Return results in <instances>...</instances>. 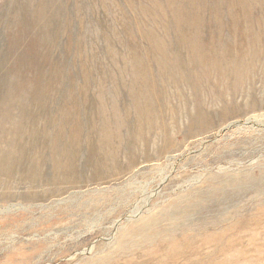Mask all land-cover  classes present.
<instances>
[{"label":"rangeland","instance_id":"374dc122","mask_svg":"<svg viewBox=\"0 0 264 264\" xmlns=\"http://www.w3.org/2000/svg\"><path fill=\"white\" fill-rule=\"evenodd\" d=\"M146 258L264 264V0H0V264Z\"/></svg>","mask_w":264,"mask_h":264},{"label":"bare ground","instance_id":"6f19581e","mask_svg":"<svg viewBox=\"0 0 264 264\" xmlns=\"http://www.w3.org/2000/svg\"><path fill=\"white\" fill-rule=\"evenodd\" d=\"M55 108V107H54ZM255 121V120H254ZM239 126V125H238ZM227 127V126H226ZM142 207V206H141ZM138 208V207H137ZM227 232V231H226ZM227 238V237H226ZM166 249V248H165ZM171 251L172 254L168 255V259L171 263H175L177 261L178 257H182L183 256V252H181V245L180 246H173L171 247ZM203 252V251H202ZM133 260V259H132ZM150 259L146 258L144 261L139 262V263H129V262H112L111 264H150ZM187 264H207L205 261L203 260H197V261H189Z\"/></svg>","mask_w":264,"mask_h":264}]
</instances>
